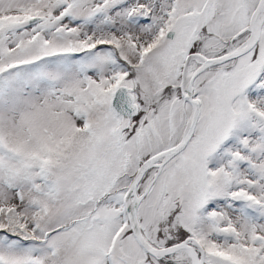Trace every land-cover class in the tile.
Here are the masks:
<instances>
[{
	"label": "snow or ice",
	"instance_id": "obj_1",
	"mask_svg": "<svg viewBox=\"0 0 264 264\" xmlns=\"http://www.w3.org/2000/svg\"><path fill=\"white\" fill-rule=\"evenodd\" d=\"M0 264H264V0H0Z\"/></svg>",
	"mask_w": 264,
	"mask_h": 264
}]
</instances>
